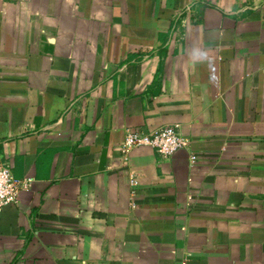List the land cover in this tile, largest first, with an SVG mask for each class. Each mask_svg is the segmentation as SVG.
Returning <instances> with one entry per match:
<instances>
[{"label": "crops", "instance_id": "1", "mask_svg": "<svg viewBox=\"0 0 264 264\" xmlns=\"http://www.w3.org/2000/svg\"><path fill=\"white\" fill-rule=\"evenodd\" d=\"M0 161V264H264V0H0Z\"/></svg>", "mask_w": 264, "mask_h": 264}, {"label": "built area", "instance_id": "2", "mask_svg": "<svg viewBox=\"0 0 264 264\" xmlns=\"http://www.w3.org/2000/svg\"><path fill=\"white\" fill-rule=\"evenodd\" d=\"M186 144L187 140L179 130L171 124H166L148 132L127 129L120 150L123 159H126L131 149L147 146L153 148L161 157L168 158L184 149ZM30 183L28 178L13 176L11 161H0V212L4 207L16 203L19 194L29 189Z\"/></svg>", "mask_w": 264, "mask_h": 264}]
</instances>
